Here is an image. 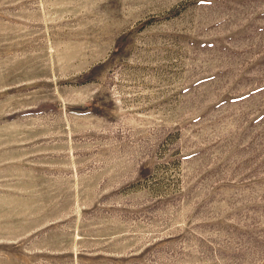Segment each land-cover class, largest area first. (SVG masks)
I'll return each instance as SVG.
<instances>
[{
  "label": "rangeland",
  "instance_id": "374dc122",
  "mask_svg": "<svg viewBox=\"0 0 264 264\" xmlns=\"http://www.w3.org/2000/svg\"><path fill=\"white\" fill-rule=\"evenodd\" d=\"M0 264H264V0H0Z\"/></svg>",
  "mask_w": 264,
  "mask_h": 264
}]
</instances>
